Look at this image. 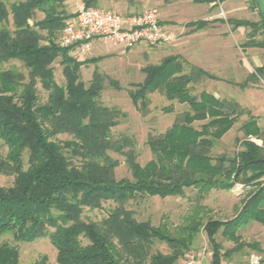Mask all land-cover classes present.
<instances>
[{
	"label": "trees",
	"instance_id": "1",
	"mask_svg": "<svg viewBox=\"0 0 264 264\" xmlns=\"http://www.w3.org/2000/svg\"><path fill=\"white\" fill-rule=\"evenodd\" d=\"M65 1L0 0V63L18 60L25 69L0 70V140L7 148L0 155V173L13 176L10 185H0V238H48L57 264H178L201 231L211 248L207 264H222L245 248L264 254L258 241H245L239 232L251 221L264 226V127L258 118L236 100L206 90L193 94V84L218 77L181 55H167L142 67L143 80L126 88L142 116L149 113V94L154 92L187 106L163 133L148 135L151 158L141 164L133 137L112 134L126 114L100 100L105 76L94 70L88 85L81 79L80 68L102 57L80 60L58 43L70 16ZM82 1L86 7L98 6V0ZM37 11L42 18H35ZM226 22L249 29L244 47L264 50L263 12L257 21ZM205 24L187 23L195 28ZM56 60L62 66V84L55 79ZM262 79L264 62L242 81L230 83L247 89ZM108 82L122 89L115 79ZM37 84L48 92L45 102ZM163 109L171 112L173 105ZM243 115L240 149L213 155L215 143ZM62 134L69 138H60ZM111 152L124 157L130 176L116 178L120 161ZM236 183L246 191L234 215L208 216L201 200L213 189L230 190ZM187 188L195 190L194 206L178 224L166 216L158 224L139 220L130 208L147 196H184ZM105 203L110 206L100 219L83 217L85 209H101ZM218 232L234 245L223 248ZM157 243L168 250H159ZM46 262L42 255L31 264ZM0 264H19V249L0 241Z\"/></svg>",
	"mask_w": 264,
	"mask_h": 264
},
{
	"label": "rangeland",
	"instance_id": "2",
	"mask_svg": "<svg viewBox=\"0 0 264 264\" xmlns=\"http://www.w3.org/2000/svg\"><path fill=\"white\" fill-rule=\"evenodd\" d=\"M247 3V17L249 20L257 18L255 10L251 11L253 5L252 0H246ZM81 5L80 0L73 1V10H77ZM101 6L104 3H100ZM223 7V6H222ZM175 16L177 18L185 17L186 13L179 7L174 8ZM252 12V13H251ZM43 14L40 11L36 12L35 18L40 19ZM188 18V17H185ZM228 15L226 14V19ZM231 29L232 26L230 25ZM249 31L245 28V35ZM180 36V35H179ZM182 36V35H181ZM180 36V37H181ZM232 45L236 48V59L241 57L240 65L236 67H216L213 73L218 79H206L200 83L191 86V92L198 95L200 91L206 90L216 94L219 98L236 100L240 105L249 109L253 115L258 118V123L264 127V79L255 83L247 89H240L239 87L230 83V81H242L253 70L256 64L264 62V50L260 48H245L241 43L245 40L242 38L232 39ZM176 42L169 45L153 46L145 43H140L131 49H123L118 45H109L99 50H94L92 53L79 58L102 56V58L88 65H83L80 68L81 79L88 85L92 78L94 70H98L105 76V86L100 95L102 103L108 107H116L123 111L126 115L120 118L118 125L112 128L114 136L122 134L133 137L135 141L136 150L138 151V161L144 164L151 158V153L146 143L149 134L163 133L177 118L179 113H182L187 106L179 104L176 101H168L163 94L154 92L149 94L150 104L149 113L142 116L132 104L126 88L130 87V83L140 82L144 78L142 67L148 64H156L161 59L170 54L181 55L178 48L175 46ZM185 58L192 59L193 53L191 51L185 52ZM234 58V57H233ZM54 74L57 83L62 84L64 78L62 75V66L58 60L53 63ZM16 67L24 71L22 63L18 60H10L8 62L0 63V70ZM108 78L115 79L122 87L117 90L112 87ZM37 92L41 102L47 100L48 92L37 84ZM173 105L171 112H166L163 107ZM246 116L243 115L240 120L215 143L212 149V154L216 155L221 152L234 153L240 149L237 138H241L242 133L239 131V126ZM60 138H69V135L62 134ZM260 142V141H259ZM6 146L0 140V155H5ZM114 158L120 162L115 168L116 178L130 176L128 165L124 157L118 153H110ZM26 154L24 156V159ZM13 181V176L0 173V185L7 186ZM246 187L240 183H236L230 190H211L204 199L201 200L203 205L209 208L208 216L220 219H228L235 213V207L240 205L242 197L245 195ZM195 190L192 188L185 189L184 196H168L161 198L159 196H147L138 202L130 204L135 212V216L139 220L149 219L153 224H158L162 217H169L174 224L182 221L183 216L190 212L194 206L193 197ZM110 203H105L101 209L88 210L83 212L84 218L100 219L105 213ZM240 234L245 241L256 240L264 248V226L258 222L251 221L240 229ZM217 240L222 243L223 248H231L234 243L230 240L224 239L220 232L217 234ZM1 242H7L16 246L19 249V264H31L38 260L42 255L47 256L46 264H57L56 249L51 244L48 238H38L32 242H20L14 240L11 234L3 235L0 238ZM159 250L166 252L168 250L165 243H157L155 246ZM201 261V264L210 260L211 248L205 232L201 231L193 244L191 249ZM249 252L247 248L232 255L231 259H224L222 264H249ZM256 253V252H251ZM259 254V253H257ZM264 256V254H259Z\"/></svg>",
	"mask_w": 264,
	"mask_h": 264
},
{
	"label": "crops",
	"instance_id": "3",
	"mask_svg": "<svg viewBox=\"0 0 264 264\" xmlns=\"http://www.w3.org/2000/svg\"><path fill=\"white\" fill-rule=\"evenodd\" d=\"M73 1L75 0L65 1V9L70 13V16L77 11L73 10V7L69 8V6H73ZM80 3L82 4L83 1L80 0ZM100 3H104V5L101 6ZM219 4L223 6L228 18L248 19L242 18L247 17L246 11L248 8L246 0H222L219 1ZM219 4L216 1L195 2L193 0H98L99 7L115 10L120 13L138 11L143 7H157L160 11L161 23L165 27L178 32L180 36L182 35L181 37L178 35L175 41V46L178 48L177 50L181 56L185 58V52L191 51L193 53L192 59H185L191 64L209 72H214L216 67L239 66L241 57L236 59V48L232 45V39H240L242 36H245V40L247 38V33L243 35L246 27L239 26L231 29L226 19L218 16ZM176 6L183 9L186 13L185 17L188 18H177L174 12ZM252 10H255L254 12L257 15V18L253 21L259 20L261 11L257 5H252ZM196 20H204L206 22L205 26L195 28L187 25V23ZM245 40L241 43L242 46ZM109 45L111 44L96 43L90 53ZM245 48L254 47L243 46V49ZM261 64H256V66H260ZM214 95L216 96V94ZM207 263L208 261L204 262V264Z\"/></svg>",
	"mask_w": 264,
	"mask_h": 264
},
{
	"label": "built area",
	"instance_id": "4",
	"mask_svg": "<svg viewBox=\"0 0 264 264\" xmlns=\"http://www.w3.org/2000/svg\"><path fill=\"white\" fill-rule=\"evenodd\" d=\"M216 3L219 4V1ZM218 16L226 19V12L220 4ZM178 35V32L161 23L157 7H143L138 11L120 13L99 6L86 7L82 3L65 20L58 43L63 48H69V53L79 59L89 54L96 43L115 44L123 49H131L140 43L163 46L175 42ZM178 264L201 262L194 252L188 251ZM249 264H262L261 256L250 253Z\"/></svg>",
	"mask_w": 264,
	"mask_h": 264
},
{
	"label": "water",
	"instance_id": "5",
	"mask_svg": "<svg viewBox=\"0 0 264 264\" xmlns=\"http://www.w3.org/2000/svg\"><path fill=\"white\" fill-rule=\"evenodd\" d=\"M258 9L264 13V0H254Z\"/></svg>",
	"mask_w": 264,
	"mask_h": 264
}]
</instances>
